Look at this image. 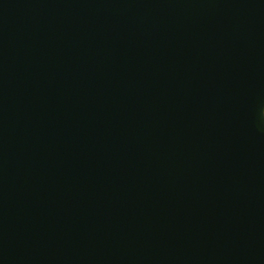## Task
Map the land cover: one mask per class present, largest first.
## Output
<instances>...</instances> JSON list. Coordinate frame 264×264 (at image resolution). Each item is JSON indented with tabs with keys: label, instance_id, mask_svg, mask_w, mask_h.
<instances>
[{
	"label": "water",
	"instance_id": "obj_1",
	"mask_svg": "<svg viewBox=\"0 0 264 264\" xmlns=\"http://www.w3.org/2000/svg\"><path fill=\"white\" fill-rule=\"evenodd\" d=\"M0 264H264V0H0Z\"/></svg>",
	"mask_w": 264,
	"mask_h": 264
}]
</instances>
